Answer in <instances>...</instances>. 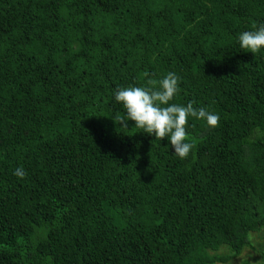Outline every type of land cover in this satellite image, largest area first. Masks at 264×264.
Wrapping results in <instances>:
<instances>
[{
    "label": "trees",
    "instance_id": "1",
    "mask_svg": "<svg viewBox=\"0 0 264 264\" xmlns=\"http://www.w3.org/2000/svg\"><path fill=\"white\" fill-rule=\"evenodd\" d=\"M262 23L264 0H0V264L239 254L264 228V48L239 46ZM168 72L220 117H189L184 159L114 97Z\"/></svg>",
    "mask_w": 264,
    "mask_h": 264
},
{
    "label": "clouds",
    "instance_id": "2",
    "mask_svg": "<svg viewBox=\"0 0 264 264\" xmlns=\"http://www.w3.org/2000/svg\"><path fill=\"white\" fill-rule=\"evenodd\" d=\"M253 28L255 30L239 35V46L255 54L264 48V23L253 25ZM180 79L176 73L168 72L160 80L147 79L143 87L118 88L114 97L125 109L126 116L120 118L123 127H127L128 121H134L136 128L154 136L157 141L167 138L173 154L184 159L195 146L189 141L186 130L189 117L204 120L212 128L219 126L220 117L205 108H194L192 102L186 106L170 103L179 92ZM14 175L23 178L26 173L17 168Z\"/></svg>",
    "mask_w": 264,
    "mask_h": 264
},
{
    "label": "rangeland",
    "instance_id": "3",
    "mask_svg": "<svg viewBox=\"0 0 264 264\" xmlns=\"http://www.w3.org/2000/svg\"><path fill=\"white\" fill-rule=\"evenodd\" d=\"M213 255H229L225 247L210 252ZM212 264H264V228L257 233L249 236V243L245 245L235 256H231L224 262H215Z\"/></svg>",
    "mask_w": 264,
    "mask_h": 264
}]
</instances>
